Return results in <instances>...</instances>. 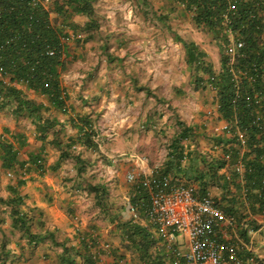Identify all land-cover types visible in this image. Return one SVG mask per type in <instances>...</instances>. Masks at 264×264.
I'll use <instances>...</instances> for the list:
<instances>
[{
    "label": "crops",
    "instance_id": "obj_1",
    "mask_svg": "<svg viewBox=\"0 0 264 264\" xmlns=\"http://www.w3.org/2000/svg\"><path fill=\"white\" fill-rule=\"evenodd\" d=\"M137 11L143 13L139 22L144 23L145 35L154 29L146 20L149 15L164 22L170 15L174 23H182L187 15L191 27L194 26L190 13L174 0H96L94 15L106 19L109 25L108 29L99 28V32L109 35L112 41L105 45L102 41L90 42L88 38L69 51L71 42L66 40L68 37L64 40L63 57L68 69L59 77L66 93V106L63 111L50 107L49 112L57 119L55 127L41 133L31 118L16 116L8 108L0 110V137L6 135L15 142L10 135H24L18 157L27 162L17 176L14 169L4 168L0 160V259L26 258L27 264L39 259L40 264L48 257V264H55L63 245L77 247L78 233L88 230H93L100 247L120 251L125 256L134 255L137 250L128 246L120 225L138 223L148 227L153 237L157 234L145 216L144 204L136 202L142 192L148 195L143 178L163 167L177 140L184 153L198 150L208 160L220 151L222 154V146L217 145L216 152L206 153L203 140L193 139L197 128L206 121L209 126L215 124L214 129L218 130L225 120L217 112L215 91L207 84L201 87H205L202 94L199 93L204 108L197 103L198 93L187 87L197 77L191 72L196 70V64L188 59L185 44L176 40L168 46L159 43L158 32L148 44L119 43L140 26L135 23L137 20L131 21ZM71 19L82 24L87 17L73 13ZM181 23L176 27L183 26ZM155 24V30L162 32V25L156 20ZM187 31L177 28L172 34L175 39L180 34H194ZM68 33L71 34L69 30ZM190 42L204 53L206 64L219 68V47L216 54L212 44L195 39ZM201 77L206 83L207 75L202 73ZM23 89L29 97L49 105L46 97L29 88ZM209 97L210 102L206 101ZM207 104L210 107H205ZM207 110H212L213 115L208 117ZM80 116L92 123L95 144L87 146L74 138L66 155L61 157V148L52 139L59 135L64 145L69 137H76ZM186 129L189 134L181 137ZM223 131L220 129L217 134ZM29 155L41 157L43 168L31 163ZM226 169L219 171L228 173ZM130 171L142 172L141 178L127 181ZM18 178L23 182L18 184ZM132 203H136L137 217L130 210ZM17 215L23 217V223ZM121 242H125L123 247ZM101 259L104 264H111L108 255ZM77 261L82 264L79 258Z\"/></svg>",
    "mask_w": 264,
    "mask_h": 264
},
{
    "label": "trees",
    "instance_id": "obj_2",
    "mask_svg": "<svg viewBox=\"0 0 264 264\" xmlns=\"http://www.w3.org/2000/svg\"><path fill=\"white\" fill-rule=\"evenodd\" d=\"M95 1L0 0V110L8 108L16 116L31 118L41 133L55 127L57 119L49 112L50 107L63 111L66 106V93L59 77L61 70L66 67L63 57L64 40L70 36L68 29L85 32L86 36L81 40H87L91 31L99 27L94 17ZM174 1L183 2L184 10L187 12L195 8L191 16L192 21L197 27L212 34L220 49V66L214 69L206 64L203 59L204 53L198 50L195 44L184 42L190 62L196 64V70L207 75L206 83H210L215 88L217 112L228 123L229 135L224 130L213 136L214 144L222 146V154L213 155L209 160L198 150L184 153L177 140L169 159L158 170L162 174L172 175V178H179H175L179 181L196 182L202 193H206L209 186H219L225 192L224 197H227L226 204L220 206L229 215L235 214L236 204L240 201L242 203L243 200L249 208L250 215L262 212L264 211V0ZM231 4L234 8H230ZM73 13L83 14L87 19L82 24L74 23L71 19ZM230 31L234 37L243 41V46L235 51L232 63L226 51ZM50 49L55 50L53 54L48 53ZM201 76L196 78L195 83L206 86ZM24 87L46 97L49 105L29 97ZM77 121L79 134L76 137H69V142L64 145L59 135H55L52 139L61 148V157L66 155L74 138H78L87 146L95 144L93 141L95 131L90 120L80 116ZM239 129L246 137L244 150L236 137ZM182 133L181 137L189 134V130H183ZM10 136L15 142L6 135L0 137V160L4 168L14 169L19 176L27 164L18 157L19 149L25 139L24 135L18 133ZM225 152L230 153L229 160L223 158ZM78 160L77 157V162ZM238 160L244 166L242 173L233 167ZM29 161L40 169L43 168L42 159L38 155H29ZM225 167L229 168L228 173L219 171ZM22 182V178L17 179L18 184ZM140 197L136 201L137 204L145 206L148 203L147 193L142 192ZM217 203L220 202L217 200ZM132 205L136 206V203ZM17 218L23 223L21 215H17ZM251 221L252 224L243 227L236 219V229L245 238L249 236L248 227H252L251 229L259 227L257 221L254 219ZM120 228L128 246L138 251L142 264H171L172 254L166 248L162 252L150 254L149 248L154 244V239L148 227L127 222L120 225ZM78 234L79 245L77 247L63 245V252L59 254L55 264H78L77 258L82 264H104L101 257L108 254L113 259L111 264H126L122 261L124 258L122 253L99 246L93 230ZM239 255L244 264L264 262L254 257V253L249 250L242 249Z\"/></svg>",
    "mask_w": 264,
    "mask_h": 264
},
{
    "label": "built area",
    "instance_id": "obj_3",
    "mask_svg": "<svg viewBox=\"0 0 264 264\" xmlns=\"http://www.w3.org/2000/svg\"><path fill=\"white\" fill-rule=\"evenodd\" d=\"M177 3L184 8L183 2ZM230 8H234V5L231 4ZM194 9L189 11L191 16ZM77 35L80 37V34ZM229 35L226 51L232 63L235 51L243 46V41L234 37L231 31ZM54 51L50 49L48 53L53 54ZM207 85L215 91L210 83ZM206 114L210 117L213 111L207 110ZM220 129L229 132L228 123L225 121L222 127H218V130ZM236 134L244 150L245 134L240 129ZM229 155V152H225L222 156L229 160ZM233 167L239 173L244 169L240 160L235 162ZM141 175L140 171H130L126 178L128 181H134L141 178ZM142 182L149 197L144 207L145 216L155 226L166 250L171 252V264H244L239 251L252 249L248 243L241 241L237 234L228 230L236 225V218L227 214L209 192L202 193L195 183L173 179L171 175L162 174L158 169L152 170ZM130 210L133 216L137 217V207L131 205ZM177 233L184 235L187 244L185 249L180 248L176 240Z\"/></svg>",
    "mask_w": 264,
    "mask_h": 264
},
{
    "label": "rangeland",
    "instance_id": "obj_4",
    "mask_svg": "<svg viewBox=\"0 0 264 264\" xmlns=\"http://www.w3.org/2000/svg\"><path fill=\"white\" fill-rule=\"evenodd\" d=\"M94 17L98 21L99 27L97 29H93L91 31V34H90V37L88 40L90 42H93V43H97L99 41H102L105 43V45L107 42L111 43L112 40L108 39L109 35H107L103 32L102 33L99 32V31H101V30H99V28H101V27H106L108 29L109 25H108L106 19H103L102 17H96L95 15H94ZM183 17H184V19L182 20V23L181 22L174 23L172 21V18L170 15H169V17L165 18L167 20L165 22L161 21L160 19H157V17L155 15L154 16L149 15L148 19H146V20L149 21L148 24L150 26H153L154 29H151V31H149V33L145 35L142 33L144 23L140 24V22H139V20H140L139 18L143 19V13H139V11H137V13H135L132 16L131 21L134 22L137 20V22H135V23L139 24L140 26L136 27L135 33L130 32V36L127 40L121 41L119 43L122 46H127L129 43H137V42H141V43L145 42L148 44L149 42H151V40L153 38H155L156 34H154V33L158 32L160 35V39H158V41L157 40L156 41L159 43L163 42L167 46L172 40L173 41L176 40V42L178 41L179 43H184V42H190L192 39H195L201 43H206V44H210V45L212 44L215 48L214 52L217 54L218 46H217V43H216L215 39L213 38L212 34L204 31L202 28L197 27L195 24L193 27H191V25H190L191 22L188 20L189 16L187 17V15H184ZM155 20L157 21L158 25H162V28H163L162 32L159 30H155V28H156ZM178 23L183 24V26L176 27V25ZM122 25L124 26L127 24L123 23ZM177 28L182 29V30L188 29L189 32L194 33V34L193 35H191L189 33L188 34H180V35H178L177 39H175V37H174L175 35L172 34V32H177ZM132 29H133V27H132ZM132 29L130 28V30H132ZM68 30L70 31L71 34L66 40L67 41L69 40V42H71L68 50L72 51L73 50L72 46L75 44H79V42H81V38L86 36V33L82 32L81 30H75V31L72 29H68ZM102 30L104 31V28H102ZM77 34H80L81 37H79ZM198 45L200 46V44H198ZM157 50H160V46L158 47ZM141 51L143 52L144 50H141ZM74 59H76V57H74ZM68 67H69V65H68ZM65 69H68L67 63H66ZM65 69L61 70V73H65L67 71V70L65 71ZM191 72L193 73V75H196V77H198V75L202 74V72L200 70H192ZM202 85L203 84L197 85L194 82V83H190V85H187V87H191L192 90L196 91V93H198L197 95H199V93L202 94V92H203L202 90L205 89V87L201 88V87H203ZM198 99H200V101ZM206 101L210 102L211 98L210 97L207 98ZM197 103H201V106L204 108V103H202V97L200 95L197 96ZM210 105L211 104H207V106H205V107H210ZM213 120H214V117H213ZM214 127H215V124L212 126H209L208 121H206V123L202 124L200 128H197V130L195 131L196 136L193 137V139L198 138V139L203 140V144L206 146V148H204L206 153H208L209 150H214L216 152L217 151L216 147H219V146H217V144H214L213 136L216 135L218 132V130L214 129ZM157 137L158 136H156V138ZM213 145H215V147ZM154 146H155V148H158L156 146V144ZM218 154H221V151L218 152ZM227 170L229 171V168H227ZM126 180H127V178H126ZM208 191H209V194L216 201L218 200L220 202L218 204H220L221 206L226 204L227 197L226 198L224 197L225 192L219 186H217V185L209 186ZM233 216L237 219V221L241 225H243V227H246L248 224H252L251 219H254L255 221H257V223L259 224V227L257 229H251L252 227H248V229H249L248 230V235H249L248 238L243 237L240 234V231L239 232L237 231L236 225L231 227V228H228V230H230V232H232L233 234H237V236L241 239V241H244V242L249 244V246L252 249L251 251L254 253V257H258L257 259L264 261V226H263L264 225V211L250 215L249 214V208L247 207V204L243 200L242 203L240 201L236 204V212H235V214H233ZM241 216H243V217L241 218ZM153 239H154V244L152 246H150V248H149V252L152 255L155 254L157 251L162 252L165 249V245H164L165 243H164L163 239H161L159 236H157V234H155V237H153ZM176 240L180 244L179 245L180 248L185 249L187 247L184 235L182 233H177ZM124 243L121 242L122 247L125 245ZM105 245H106V247H108L107 244H105ZM244 250H247V249L245 248ZM132 251H134V250H132ZM135 252L136 253L134 255H130V256H128V255L125 256L122 253L124 255V258L122 261L126 262V264H142V260L139 257L138 251H135ZM108 256L110 259L109 263H111L113 260L112 256L110 254H108ZM52 260L56 261L55 257H52ZM0 262H1V264H27V259L26 258H24V259H22V258H19V259L1 258ZM34 264H39V259H36L34 261ZM40 264H48V257L43 258L42 263L40 262ZM262 264H264V262Z\"/></svg>",
    "mask_w": 264,
    "mask_h": 264
}]
</instances>
